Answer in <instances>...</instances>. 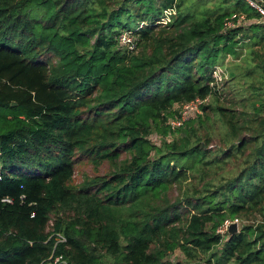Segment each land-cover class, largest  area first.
Returning a JSON list of instances; mask_svg holds the SVG:
<instances>
[{"label": "trees", "instance_id": "trees-1", "mask_svg": "<svg viewBox=\"0 0 264 264\" xmlns=\"http://www.w3.org/2000/svg\"><path fill=\"white\" fill-rule=\"evenodd\" d=\"M184 2L0 0V264H170L176 251L177 264H264V96L167 124L176 105L219 103L212 71L244 38L264 46V25L243 0L201 15ZM235 13L246 22L227 30ZM142 23L139 51H124L118 36ZM207 112L225 149L199 134ZM91 158L111 173L71 188ZM254 215L232 236L217 233Z\"/></svg>", "mask_w": 264, "mask_h": 264}, {"label": "rangeland", "instance_id": "rangeland-1", "mask_svg": "<svg viewBox=\"0 0 264 264\" xmlns=\"http://www.w3.org/2000/svg\"><path fill=\"white\" fill-rule=\"evenodd\" d=\"M218 1L221 0H185L183 10H188L193 14L201 15V12H203L205 9H212L216 5L215 3H218ZM204 2H206L205 5H202V3ZM120 34H122V32ZM133 39L135 40V42L138 41V37L136 35H134ZM123 48L125 51L126 48ZM138 51L139 48H136L134 50L135 53H137ZM241 55V51L240 49H238L236 56H227L223 59L220 64H218L214 68V71L217 74L216 77H218L219 75L222 79V85L216 88L217 91H219L218 96L220 95V101L218 103L216 102V99L209 96L207 97L206 101L203 103L202 106L212 108H215L218 105L223 106V104L228 106L230 99H233V101H238L237 108L239 110H242L247 109L249 106V102H252L255 97L264 96V73H262V70L259 69V66L258 68L254 66L255 61H257L258 63L262 60V57L264 56V51H261L262 57L259 59L257 58V56L252 55L251 53L246 55L245 58H241ZM248 69H250L251 73L247 71ZM214 71H212V75ZM240 99H246L247 102H239ZM176 110H173V112H175ZM207 115L209 116V120L207 121L206 119H203L205 123V129L199 131V134L203 137L208 135L211 137V144L209 149H211L212 152L225 149V147L223 148L222 146V138L226 134L224 126L219 121L216 114H211L210 112H207ZM177 136L178 135L174 133L171 136L167 135L165 139L169 142L174 139H177ZM150 139L154 140L153 135L150 136ZM163 139V137L156 135L155 141H153V143H157V141L160 142ZM246 154H248V152H246ZM125 158H127V154H122L120 160H124ZM241 159L242 158H239L238 161H241ZM232 166H234V164ZM111 171L112 166L110 164L103 163L101 166L96 167L92 158L85 160L83 159L78 162L75 167V175L71 180L70 187H82L88 181H91L94 177L108 175L109 173H111ZM176 196L177 194H175L174 192L172 196L168 197V200L173 202ZM259 217V215H254L248 218H238V223L236 224L238 226V230L242 225H252L256 223L258 220H260ZM167 262L175 264L184 263L185 258L180 251H176L175 253H172L167 257ZM192 264H207V256L201 255L200 261Z\"/></svg>", "mask_w": 264, "mask_h": 264}, {"label": "built area", "instance_id": "built-area-1", "mask_svg": "<svg viewBox=\"0 0 264 264\" xmlns=\"http://www.w3.org/2000/svg\"><path fill=\"white\" fill-rule=\"evenodd\" d=\"M246 2L251 8H253L257 14L259 15V19L257 20L258 23L264 25V4L260 2L259 0H243ZM175 10L174 8L167 9L163 12L160 20L156 22L158 25L165 26L167 25L171 17L174 16ZM246 22V16L241 13H235L230 15L225 20L224 26L227 30L235 29L237 27L242 26ZM155 24V25H156ZM146 25L145 23H142L139 25V27L134 31H124L122 34L119 35L118 41L123 45V47L126 48L127 51H134L135 50V40L133 39L135 33L142 27ZM215 71L213 72L212 78L214 79V82L211 83V87H214L215 89L222 85V79L218 75L216 77ZM217 90V89H216ZM206 100H200L196 99L194 101L188 102V103H181L179 105H176L174 107L175 115L172 118H169L167 121L168 126L172 131L181 128L186 122H188L191 118L201 115V107L203 103ZM152 141H155L152 139ZM158 142V141H157ZM238 220H226L221 227L217 229V233L221 236H224L228 233V228L232 224H237ZM48 264H67L62 257H56L53 260H51ZM175 264V263H170Z\"/></svg>", "mask_w": 264, "mask_h": 264}, {"label": "crops", "instance_id": "crops-1", "mask_svg": "<svg viewBox=\"0 0 264 264\" xmlns=\"http://www.w3.org/2000/svg\"><path fill=\"white\" fill-rule=\"evenodd\" d=\"M245 40H242L238 46V49H240L241 51V58H245L246 55H248L249 53H251L252 55L257 56V58L259 59L260 55H261V51H264V46L261 45H256L254 46L253 41L254 39H252L251 41L249 39L244 38ZM248 49V50H247ZM264 56L262 57L263 60ZM253 62V61H252ZM254 66H256V68L261 67L260 65V61L257 63V61L254 62Z\"/></svg>", "mask_w": 264, "mask_h": 264}, {"label": "water", "instance_id": "water-1", "mask_svg": "<svg viewBox=\"0 0 264 264\" xmlns=\"http://www.w3.org/2000/svg\"><path fill=\"white\" fill-rule=\"evenodd\" d=\"M264 4V0H259ZM11 106H15V103H13ZM238 232V226L236 224H232L228 228V235L232 236Z\"/></svg>", "mask_w": 264, "mask_h": 264}]
</instances>
